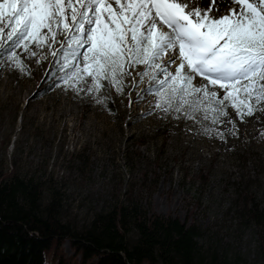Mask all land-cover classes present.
I'll list each match as a JSON object with an SVG mask.
<instances>
[{"label":"rangeland","instance_id":"374dc122","mask_svg":"<svg viewBox=\"0 0 264 264\" xmlns=\"http://www.w3.org/2000/svg\"><path fill=\"white\" fill-rule=\"evenodd\" d=\"M68 17L71 23L70 10ZM58 34L65 40L60 50L49 36L42 47L26 42L28 51L0 34V172L44 181L41 206L54 190L57 219L72 233L123 206L194 227L205 263L264 264V102L243 117L229 106L230 116L216 124L213 112L204 118L206 105L165 112L157 106L159 81L138 75L147 71L142 64L127 66L120 89L104 80L107 87L93 89L86 74L74 79L82 57L73 53L87 46L77 49L68 33ZM196 81L208 85L201 76ZM145 104L151 110L141 117ZM248 199L261 214L258 223L246 218ZM135 240L130 229L126 241ZM61 249L65 258L73 255L69 240Z\"/></svg>","mask_w":264,"mask_h":264},{"label":"snow or ice","instance_id":"6c2138e0","mask_svg":"<svg viewBox=\"0 0 264 264\" xmlns=\"http://www.w3.org/2000/svg\"><path fill=\"white\" fill-rule=\"evenodd\" d=\"M216 11L220 15L202 0H0V23L9 29L0 27V34L28 51L26 42L42 47L49 36L68 33L69 45L87 46L73 53L82 57L74 79L86 74L93 89H120L130 75L127 66L142 64L147 71L138 75L159 81L158 107L188 113L206 105L204 118L211 111L216 124L230 116L229 106L243 117L264 102V0H231L227 11L218 5ZM7 50L15 60L17 54ZM195 76L212 87L193 84ZM217 87L222 96L212 90Z\"/></svg>","mask_w":264,"mask_h":264},{"label":"trees","instance_id":"16d2710c","mask_svg":"<svg viewBox=\"0 0 264 264\" xmlns=\"http://www.w3.org/2000/svg\"><path fill=\"white\" fill-rule=\"evenodd\" d=\"M108 102L112 108V99ZM44 190V181H23L13 172H0V264L215 263H205L199 254L194 227L123 206L96 215L87 231L72 233L57 219L59 198L54 190L49 205L41 206ZM246 203V218L258 223L262 217L257 205L251 199ZM130 229L136 232L131 245L126 241ZM65 240L73 251L70 258L61 249Z\"/></svg>","mask_w":264,"mask_h":264},{"label":"bare ground","instance_id":"6f19581e","mask_svg":"<svg viewBox=\"0 0 264 264\" xmlns=\"http://www.w3.org/2000/svg\"><path fill=\"white\" fill-rule=\"evenodd\" d=\"M72 2H75V0H71ZM202 4L204 5V6H208V5H210L211 6V8H212V13H214V14H216V15H220V13L219 12H217L216 11V7H217V5L219 6V8L220 9H222V10H224V11H227V8H228V6L231 4V0H225V2H220V0H216V4H212V0H202ZM232 7H235V8H239L240 7V5H238V4H235V5H231ZM165 30H167V29H165ZM61 34H58L57 36H56V39L55 40H53L52 38H51V41H52V44L53 45H60L61 44V46L59 47V50L64 46V44H65V40H63V38L60 36ZM86 51V48H84L83 50H82V52H85ZM167 57H165V59H166ZM174 67H176V66H174ZM37 69V67H33V71H35ZM88 82L89 81H84L83 82V87H85V88H87V86H88ZM80 95L82 96V97H84L85 95H86V93L85 92H82V93H80ZM140 107V106H139ZM137 108V107H136ZM143 108L144 109H142L143 110V112L140 114V116L141 117H143V116H146V115H148L149 113H150V107H148V104H145V105H143ZM68 110V109H67ZM135 117H133L132 119H134ZM136 119V118H135ZM140 119V118H139Z\"/></svg>","mask_w":264,"mask_h":264}]
</instances>
